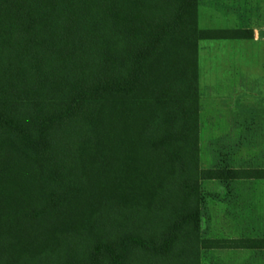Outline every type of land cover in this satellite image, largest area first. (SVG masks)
I'll list each match as a JSON object with an SVG mask.
<instances>
[{"label": "trees", "instance_id": "trees-1", "mask_svg": "<svg viewBox=\"0 0 264 264\" xmlns=\"http://www.w3.org/2000/svg\"><path fill=\"white\" fill-rule=\"evenodd\" d=\"M198 0H0V264H202Z\"/></svg>", "mask_w": 264, "mask_h": 264}, {"label": "rangeland", "instance_id": "rangeland-1", "mask_svg": "<svg viewBox=\"0 0 264 264\" xmlns=\"http://www.w3.org/2000/svg\"><path fill=\"white\" fill-rule=\"evenodd\" d=\"M240 1V0H239ZM244 21L232 25L227 22H205L200 11L201 29H227L243 25L254 29L255 37L243 41V52L237 63L226 62L223 73L238 80L243 100L237 102V117H232L229 131L212 122L222 119L224 111L201 97V164L203 168L264 169V0H242ZM223 23V24H222ZM236 25V26H235ZM209 42V41H208ZM199 44L201 93L203 89V51L208 43ZM217 108L210 119V108ZM242 109V110H241ZM243 112V113H242ZM236 118V120H235ZM225 119V118H224ZM236 125V126H235ZM218 129V132H214ZM214 130V133L210 131ZM201 235L211 239L264 237V180L243 182H212L202 184ZM202 264H264L260 251H209Z\"/></svg>", "mask_w": 264, "mask_h": 264}, {"label": "crops", "instance_id": "crops-1", "mask_svg": "<svg viewBox=\"0 0 264 264\" xmlns=\"http://www.w3.org/2000/svg\"><path fill=\"white\" fill-rule=\"evenodd\" d=\"M242 0H198V27H199V17L200 11L204 13L203 20L205 22H227L228 24L234 25L238 21H244L243 9H242ZM223 24V23H222ZM236 26V25H235ZM241 27H230L227 29H199L205 31H213V30H229V31H238V30H246L243 25ZM253 31V38L255 37L254 29H250ZM259 36L264 38V30L259 31ZM252 39H220V40H203L208 42L206 46H204L203 53V89L201 93L200 86V68H199V101H200V115H199V123H200V165L202 169H215L221 167H210L203 168L201 164V117H202V106H201V97L202 94L204 96V101H209V103L213 106L219 102V111H224L221 115L222 119L212 120V122L218 124V126L228 127L232 126L230 119L233 117H237L238 109L237 102L243 100V94L241 88L238 87V80L234 77L226 76L223 71V67H225V63H231L234 60L237 63V54L238 52H243L244 44L243 41L252 40ZM201 42V41H200ZM199 42V44H200ZM199 52V50H198ZM198 64H199V56H198ZM240 86V84H239ZM217 108L209 109V117L210 119L216 117L218 114L215 112ZM242 110V109H241ZM243 113V112H242ZM225 118V119H224ZM236 120V118H235ZM236 126V125H235ZM215 130V129H214ZM210 131L211 133L218 132V129L215 131ZM214 131V132H213ZM220 131H229L228 128L220 129ZM227 169H243V168H227ZM253 181V180H251ZM256 181V180H255ZM258 181V180H257ZM207 183L219 182V181H206ZM204 182V183H206ZM233 182H243V181H232ZM222 183V182H219ZM230 239V238H226ZM219 251H233V250H219Z\"/></svg>", "mask_w": 264, "mask_h": 264}]
</instances>
